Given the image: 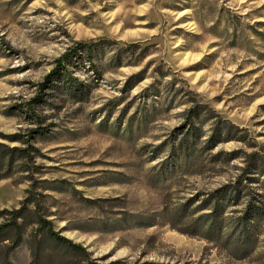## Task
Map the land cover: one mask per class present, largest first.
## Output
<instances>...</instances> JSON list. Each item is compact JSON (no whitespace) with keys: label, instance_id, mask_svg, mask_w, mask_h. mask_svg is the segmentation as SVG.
Here are the masks:
<instances>
[{"label":"rangeland","instance_id":"1","mask_svg":"<svg viewBox=\"0 0 264 264\" xmlns=\"http://www.w3.org/2000/svg\"><path fill=\"white\" fill-rule=\"evenodd\" d=\"M0 143V264H264V0H0Z\"/></svg>","mask_w":264,"mask_h":264},{"label":"trees","instance_id":"2","mask_svg":"<svg viewBox=\"0 0 264 264\" xmlns=\"http://www.w3.org/2000/svg\"><path fill=\"white\" fill-rule=\"evenodd\" d=\"M99 44L96 43H79L76 47L69 48V50L64 53L57 61L56 67L54 70L45 78L44 83L40 85L41 91L45 93L46 91H50L46 93L48 96L54 95L56 92L60 91L63 94L70 96L77 102H83L87 100L92 93V87L88 85H84L83 83L79 82L77 78L72 75L71 68L76 67L80 61L86 60L90 64H94L97 56L99 55ZM41 96L34 99V103L41 102ZM44 102V100H43ZM201 107L194 108L191 113L192 115L189 116L190 120H193V117L198 118L202 113ZM220 116L217 115L216 118ZM214 119V118H213ZM223 123L220 121L217 123L216 128L213 131V135L208 140V150L214 149L219 143L225 141L227 135L230 134L229 130H227L228 121H224V126L221 124ZM232 125V124H231ZM234 127V126H233ZM13 143H21L22 145H28V142H24L20 136L15 135L9 138ZM0 153L3 156V160L7 159L8 157L12 158L17 156L19 158L27 159L30 157L28 150L26 148L15 147V148H8L6 145L0 143ZM11 165V164H10ZM28 193L30 191L28 190ZM39 194L32 192V195L26 198L23 201V207L19 210L13 211V215L16 218H22L23 213L25 211H29L28 206H34L35 212H38L37 209L39 207L38 202ZM252 217L251 214L246 217ZM251 219V218H250ZM37 223L47 231L48 235L54 238L61 244H64L74 250L86 252L85 249L77 244H74L71 240L60 236L58 232H55L52 228V224L50 221L46 220L43 217H39ZM192 236H202L205 239L212 241L209 237V234H190ZM90 264H97V263H90ZM143 264H161V263H154V262H145Z\"/></svg>","mask_w":264,"mask_h":264}]
</instances>
